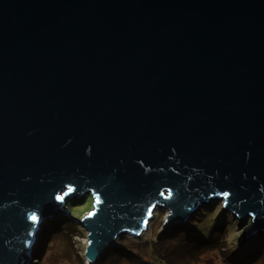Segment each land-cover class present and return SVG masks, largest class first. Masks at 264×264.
Returning a JSON list of instances; mask_svg holds the SVG:
<instances>
[{"label":"water","instance_id":"obj_1","mask_svg":"<svg viewBox=\"0 0 264 264\" xmlns=\"http://www.w3.org/2000/svg\"><path fill=\"white\" fill-rule=\"evenodd\" d=\"M84 194L91 263L157 206L264 236V0H0V264Z\"/></svg>","mask_w":264,"mask_h":264},{"label":"rangeland","instance_id":"obj_2","mask_svg":"<svg viewBox=\"0 0 264 264\" xmlns=\"http://www.w3.org/2000/svg\"><path fill=\"white\" fill-rule=\"evenodd\" d=\"M74 198L76 195L68 198L62 209ZM77 199L79 202L71 206L70 217L52 215L38 225L30 264H264L261 230L244 237V228L250 224V219L236 227L239 219L231 211L222 210L223 201L215 198L201 202L185 222L164 229L163 220L170 212L157 206L139 236L122 234L117 239V244L124 249L110 245L91 263L85 257L88 232L76 220L92 208L93 199L91 194ZM228 224L232 229L226 228ZM240 240L242 244L238 245ZM248 242H252L250 250L244 251L246 255L240 254Z\"/></svg>","mask_w":264,"mask_h":264},{"label":"trees","instance_id":"obj_3","mask_svg":"<svg viewBox=\"0 0 264 264\" xmlns=\"http://www.w3.org/2000/svg\"><path fill=\"white\" fill-rule=\"evenodd\" d=\"M86 198V197H85ZM88 198V197H87ZM83 199V198H82ZM81 199V200H82ZM77 202H79V199H77V198H74V199H72L70 202H68L67 203V208H68V212H70V213H72V211H71V206H74ZM221 209H222V207H221ZM89 211V209L88 210H86V211H84L82 214L84 215L85 213H87ZM83 215H80V216H83ZM231 215V214H230ZM228 216V215H227ZM231 216H233V215H231ZM79 217V216H78ZM79 219V218H78ZM226 221H228V217H227V219H226ZM236 225V227L238 226L237 224H235ZM231 224H228L227 225V229L229 230V229H232L231 228ZM233 227V226H232ZM221 228H222V225H221ZM47 233H48V230H47ZM206 237H207V235H205ZM240 244H242V240H240L239 242H238V245H240ZM251 246H252V242H248V243H246L245 244V248L243 249V251H240L241 253L240 254H243V255H246L245 253H244V251L245 250H250V248H251ZM262 252V251H261ZM239 260V259H238Z\"/></svg>","mask_w":264,"mask_h":264},{"label":"snow or ice","instance_id":"obj_4","mask_svg":"<svg viewBox=\"0 0 264 264\" xmlns=\"http://www.w3.org/2000/svg\"><path fill=\"white\" fill-rule=\"evenodd\" d=\"M56 199H57V200H60V199H62V197L57 196ZM31 219H32L33 221H35V220L37 219L36 215L31 216Z\"/></svg>","mask_w":264,"mask_h":264},{"label":"clouds","instance_id":"obj_5","mask_svg":"<svg viewBox=\"0 0 264 264\" xmlns=\"http://www.w3.org/2000/svg\"><path fill=\"white\" fill-rule=\"evenodd\" d=\"M84 197H85V196H84ZM76 198H78V197H76ZM63 206H64V205H61V208H62ZM64 209L68 211V208H67L66 205H65ZM69 213H70V212H69ZM131 235H132V234H131ZM139 235H140V234H139ZM139 235H138V236H139ZM135 236H136V235H135ZM136 237H137V236H136Z\"/></svg>","mask_w":264,"mask_h":264},{"label":"bare ground","instance_id":"obj_6","mask_svg":"<svg viewBox=\"0 0 264 264\" xmlns=\"http://www.w3.org/2000/svg\"><path fill=\"white\" fill-rule=\"evenodd\" d=\"M153 213H154V212H153ZM187 219H188V218H187ZM187 219H186V220H187ZM183 222H185V220H184V221H181V222L179 221L178 223H183ZM172 223H174V222H172ZM178 223H177V224H178ZM172 225H176V224H172ZM172 225H171V226H172ZM171 226H170V227H171ZM248 237H250V236H248ZM98 259H99V258H98ZM98 259H97V260H98Z\"/></svg>","mask_w":264,"mask_h":264}]
</instances>
